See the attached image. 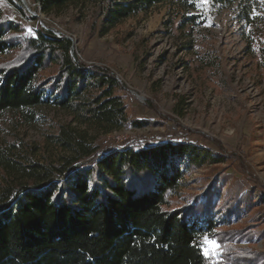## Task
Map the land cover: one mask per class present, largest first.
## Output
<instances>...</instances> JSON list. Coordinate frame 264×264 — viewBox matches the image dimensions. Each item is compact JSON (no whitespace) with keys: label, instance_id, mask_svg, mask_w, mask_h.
<instances>
[{"label":"trees","instance_id":"obj_1","mask_svg":"<svg viewBox=\"0 0 264 264\" xmlns=\"http://www.w3.org/2000/svg\"><path fill=\"white\" fill-rule=\"evenodd\" d=\"M36 2L45 13L90 3L91 28L100 35L166 2L183 10L190 24L202 21L188 13L201 5L235 6L245 20L256 6V0ZM7 53L12 56L0 61V113L32 120L38 108L51 106L68 119L42 142H0V264H213L201 239L216 225L215 202L207 194L201 202L195 196L192 204L168 205L186 172L222 163L220 144L212 152L188 131L178 134L180 140L148 136L100 146V135L144 123L129 118L119 93L125 86L115 74L81 61L64 35L38 26L26 34L0 8V57ZM52 149L64 154L48 158ZM222 211L228 216L237 209ZM260 261L264 252L244 249L215 264Z\"/></svg>","mask_w":264,"mask_h":264},{"label":"rangeland","instance_id":"obj_2","mask_svg":"<svg viewBox=\"0 0 264 264\" xmlns=\"http://www.w3.org/2000/svg\"><path fill=\"white\" fill-rule=\"evenodd\" d=\"M25 1L0 0V8L26 34L33 35L37 26L52 30L72 40L74 54L84 63L108 67L125 86L119 93L129 118L144 122L100 135L97 144L148 136L180 140L178 134L191 131L189 138L200 146L216 152L220 144L225 150L222 163L186 172L168 205L192 204L195 196L201 202L207 194L215 202L220 210L213 214L216 225L201 239L207 260H234L244 249L264 252V193L252 184L254 179L264 187V0H256L249 20L235 6L201 5L188 12L197 13L202 20L197 24L183 22L186 13L166 2L104 35L91 28L90 3L45 13L36 0ZM67 119L51 106L38 108L32 120L2 112L0 142H42ZM52 150L48 158L64 154ZM225 209L237 211L227 216Z\"/></svg>","mask_w":264,"mask_h":264},{"label":"built area","instance_id":"obj_3","mask_svg":"<svg viewBox=\"0 0 264 264\" xmlns=\"http://www.w3.org/2000/svg\"><path fill=\"white\" fill-rule=\"evenodd\" d=\"M38 7H39V9H40V6L38 5ZM32 12V11H31ZM33 14L34 15H37L34 11H33ZM55 33V32H54ZM55 34H57V35H60V34H58V33H55ZM68 38V37H67ZM70 39V38H69ZM71 40V39H70ZM72 41V40H71Z\"/></svg>","mask_w":264,"mask_h":264},{"label":"water","instance_id":"obj_4","mask_svg":"<svg viewBox=\"0 0 264 264\" xmlns=\"http://www.w3.org/2000/svg\"><path fill=\"white\" fill-rule=\"evenodd\" d=\"M23 2V4L27 5L26 1L25 0H21ZM33 13V12H32Z\"/></svg>","mask_w":264,"mask_h":264}]
</instances>
